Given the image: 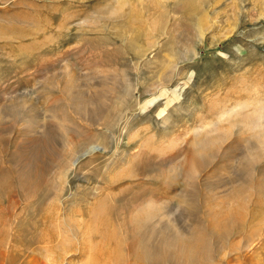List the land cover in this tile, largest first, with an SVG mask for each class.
<instances>
[{
    "label": "rangeland",
    "instance_id": "rangeland-1",
    "mask_svg": "<svg viewBox=\"0 0 264 264\" xmlns=\"http://www.w3.org/2000/svg\"><path fill=\"white\" fill-rule=\"evenodd\" d=\"M0 264H264V0H0Z\"/></svg>",
    "mask_w": 264,
    "mask_h": 264
}]
</instances>
